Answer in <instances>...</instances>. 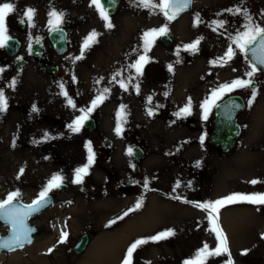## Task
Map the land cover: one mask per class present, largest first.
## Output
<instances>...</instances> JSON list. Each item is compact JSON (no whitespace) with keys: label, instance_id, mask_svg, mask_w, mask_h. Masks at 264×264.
Here are the masks:
<instances>
[{"label":"rangeland","instance_id":"obj_1","mask_svg":"<svg viewBox=\"0 0 264 264\" xmlns=\"http://www.w3.org/2000/svg\"><path fill=\"white\" fill-rule=\"evenodd\" d=\"M4 2L15 4L16 11L6 23L8 35L16 37L20 47L13 56L0 48V68L4 69L0 89L8 98L7 110L0 113V200L18 191L16 200L29 203L56 174L64 177L66 188L49 192L52 205L29 220L37 229L33 241L21 249L2 252L0 264H83L94 249L107 242L112 244V255L94 264H122L134 241L168 229L175 235L141 245L133 254V264H183L194 259L205 243L215 249L217 239L210 230L208 212L184 201L203 203L233 193H264V73L256 72L251 78L255 82L254 99L250 87L224 95L237 93L245 103L237 117L240 133L230 151L219 152L206 142L212 108L204 119L201 105L220 85L249 79L246 72L250 65L230 37L244 31L245 11L264 27V0H192L190 11L171 21L158 9L152 14L132 0H120L115 13L109 15L112 28L105 26L90 0H0ZM26 8L35 9V27L25 23L19 29L16 23ZM230 8L242 11L233 15L225 11ZM52 9L65 14L61 27L66 30L67 47L60 55L54 53L46 38ZM197 16L200 22L193 26ZM127 19L131 26L135 23L134 33L140 35L134 36L138 46L134 44L131 50L120 37ZM219 20L226 21L224 27L213 31V21ZM180 22H185L186 28L181 33ZM164 26L170 43L163 46L157 36L146 53L149 63L144 65L143 74L129 82L136 73L129 66L124 68L125 55L128 64L135 63L145 54L144 33ZM93 30L99 34L97 42L85 50L82 59H75ZM37 40L46 63L57 66L54 75L46 73L43 63L28 54L29 45ZM197 40L196 52L185 50ZM230 45L236 55L224 63L219 58ZM18 57L24 64L15 74L11 65ZM93 66L98 72L88 71ZM103 67L113 76L121 74L114 81L110 74L99 73ZM122 77L127 91L118 83ZM13 80L14 88L9 87ZM60 84L67 97L61 94ZM104 88L109 89L106 98L88 114L95 122L93 130L82 127L78 133L71 132L67 125L83 115L81 109L91 107ZM68 98L75 108L68 105ZM189 98L188 118L192 120L187 127L180 122L184 116L175 113L188 104ZM33 105L37 112L32 111ZM122 106L124 119L118 136L115 128ZM46 132L54 138L45 139ZM89 143L93 164L83 183L75 184V169L87 163ZM137 144L144 156L138 172H133L128 150ZM252 180L258 183H250ZM138 201L141 206L136 208ZM216 223L227 237L233 264H264V205L226 204L219 209ZM6 230L0 224V235ZM62 232L67 236L60 242ZM83 233L89 236L88 245L82 253L73 254L71 247ZM227 260V255L209 257L206 264H226Z\"/></svg>","mask_w":264,"mask_h":264},{"label":"snow or ice","instance_id":"obj_2","mask_svg":"<svg viewBox=\"0 0 264 264\" xmlns=\"http://www.w3.org/2000/svg\"><path fill=\"white\" fill-rule=\"evenodd\" d=\"M108 4L111 5L114 3V0H107ZM135 6L141 7L144 9L149 10L150 13L155 14L156 10L158 9L160 13H162L167 20L171 21L175 19L181 12L185 11L188 7H190L191 0H132ZM90 6H95L96 10L99 13V16L102 20L105 21V26L107 28H112L113 25L110 21V17L108 11L105 6L101 4V0H90ZM16 11L15 4L11 2H4L0 3V48H4L8 45V42L12 39L10 35H8V28H7V18ZM226 12L232 13L233 15L241 13L240 8L235 9H226ZM35 9L26 8L23 17L20 19L21 24H27L29 27H35L34 17H35ZM64 13L58 12L55 9H52L48 13V25L50 32H61V25L63 24L64 20ZM245 19L247 23L244 24V31L238 32L235 37H230L232 39L233 44L236 46L237 49L241 53L252 54V60L250 61V71L246 72V76L249 79H235L231 83H225L220 85L217 89L213 90L212 96L209 99H206L201 107L204 110V119H207L208 113L213 107H221L217 103V101L222 100L226 93H230L237 88H249L253 85V80L251 79L260 68L257 65L264 67V27L259 24H256L251 16L247 15L246 11L244 12ZM200 22L199 17L197 16L196 20L194 21L193 26H197ZM226 21L219 20L213 21L215 27H213V31H216L217 28H223ZM167 33V27H161L159 29H151L146 31L143 36L144 40V55H140L139 58L135 61V63L129 65L130 68L135 69L136 76L129 77V82L143 74L144 65L149 63V58H147L146 53L150 49L151 44L153 43L154 39L157 36H163ZM99 34L93 30L84 40L81 54L80 56L76 57L75 59H82L84 52L86 49L90 48L92 44L97 42V36ZM37 42H39L37 40ZM199 44V40L193 42L192 44L186 45L185 50L196 52L197 45ZM178 54V53H177ZM236 55L233 47L230 45L227 51L225 52L224 57L219 58L224 63L231 60ZM171 65H169V71H171ZM4 71L3 68H0V73ZM121 73L117 72L113 76V80H116V77L119 76ZM75 80V77H73ZM99 83V81H97ZM118 83L120 84L121 88H124L127 91V85L124 80H119ZM9 87H15V80L11 82ZM59 87L61 88V94L67 97V92L64 91V85L60 84ZM138 88L139 86H135ZM109 92L108 88H104L97 97L92 100L91 107L88 109H81L83 115L78 116L72 123L68 124L67 127L73 133H78L81 131V128L84 125V122L88 119V114L93 111L103 100L106 98V94ZM167 95V94H166ZM256 92L255 88L252 91V97L255 98ZM151 102V98L149 97V103ZM67 103L69 106L75 108L76 105L71 98H68ZM252 99L249 100V105H251ZM8 107V98L5 96L3 89H0V113L7 110ZM225 109L230 110L233 107H238L235 105L234 102L229 101L224 105ZM33 112H37L38 109L35 105L32 108ZM123 106L121 107V111L117 113V126L115 128L116 134L119 136L121 134V121L124 119L123 117ZM147 114L149 116L153 115L151 109L148 110ZM177 117L181 116H188L191 115V99L189 98L188 104L180 109L179 112L175 113ZM45 139H53L54 137L49 136L46 132L44 134ZM203 142V137L201 138ZM38 142V141H36ZM88 149V157L87 163L81 167L75 169L73 183L81 184L84 181V177L89 175V169L93 164V151L91 144L86 145ZM128 154L131 155V149L128 150ZM197 167H199V162H197ZM24 169H20V174L22 175ZM19 179V176L17 177ZM64 181V177L56 174L53 175L52 178L48 181L45 188L39 193V198L34 200L31 205L27 206H18L14 203L17 197L20 195L18 191L11 192L8 194L6 199L0 200V219H4L6 222L11 224V235L8 238H0V248L14 250L15 247L23 246L25 243H30V233L31 229L27 228L25 225V220L28 216L32 213L37 212L40 210L41 207L46 206L47 201L49 199V192L54 188H59L62 186ZM252 184L258 183L256 180L250 181ZM191 182H189V186ZM145 187H147V181H145ZM176 187H179V182L177 183ZM175 191V188L173 189ZM179 199V197H175ZM185 203H194L196 207L201 208L208 212L209 222L212 225L210 230L216 234L217 245L215 249H210L209 245L205 243L200 249L197 250L195 254V258L191 260H185L183 264H206L209 257H219L222 255H227L228 260L226 264H233L231 260V254L228 249L227 237L223 234L222 229L219 228L216 221L218 220V212L219 209L226 204L231 203H239V202H246L253 205H264V193H233L224 197L222 199L216 201H208L203 203H195L185 200ZM141 206L140 202L138 201L136 204V208ZM131 211V210H130ZM128 212H125L124 215H127ZM122 218V217H121ZM115 223V221H112ZM175 235V231L173 229H168L158 233L156 236L149 237V238H141L134 241L127 249L125 257L122 261V264H133V254L134 252L143 244H146L150 241L158 242L162 239H167L169 236ZM67 236L66 232L61 233V240L63 242L65 237ZM264 238V237H262ZM51 251V249L49 250ZM242 254H246L242 253Z\"/></svg>","mask_w":264,"mask_h":264},{"label":"water","instance_id":"obj_3","mask_svg":"<svg viewBox=\"0 0 264 264\" xmlns=\"http://www.w3.org/2000/svg\"><path fill=\"white\" fill-rule=\"evenodd\" d=\"M118 1L119 0H114V3L109 5L107 0H101V4L106 7L108 13L110 14V13H113L115 11L117 4H118ZM189 9H190V7H188L185 11L181 12L180 14L185 13ZM16 25L19 29L22 28V26H23V24H21L19 21H17ZM47 40L50 43L51 48L53 49V51L56 54L60 55L66 50V42H67L66 31L62 27H61V32H50L49 31L47 33ZM160 41L162 42V44L164 46H166L169 43L170 38L167 35H163L160 37ZM19 47H20V42L15 37H12V39L8 42V45L3 48V51L6 55L13 56L18 52ZM29 55L31 57L38 59V60L43 59L42 46L39 42H33L30 45ZM244 56L246 57V59L248 60V62L250 64V61L252 60V54L249 52L247 54H244ZM23 64H24L23 58L20 57L17 60H15V62L13 64V68L15 70V73L19 72V70ZM42 67H43V70L50 75H54L56 70H57L56 65H51V64H47V63H44L42 65ZM257 67L260 68V70L257 72L264 73V67H262L260 65H257ZM254 86H255V82L253 83L252 87H250V88H254ZM229 101L234 102V104L238 105V107H233L230 110L225 109L224 105L226 103H228ZM217 103L219 105H221V107H219V108L213 107V118H212V125H211L212 128L206 136V141L210 146L214 147L219 152L225 153V152H228L232 149V147H233V145H234V143H235V141H236V139L240 133V125L237 122V115L244 108V103H243L242 98L237 94L228 95V96L224 97L222 100L218 101ZM94 125H95V122H94L93 118L88 117V119L84 122L83 127L86 129V131H92L94 128ZM130 149L132 152L131 158H132L133 163H134L132 166V170H133V172H138V169H139L138 163L142 159L144 151L142 150V148L139 145H133ZM65 188H66V185L62 184V186L59 187L58 189L63 191ZM48 195H49V199L47 201L46 206L41 207L39 211L32 213L25 220L26 227L32 230L30 233V241L31 242L33 240L34 235L37 234V229L29 223V219L32 218L33 216L39 214L40 212H42L43 210L48 208L50 205H52L53 197L50 194H48ZM38 198H39V196L35 197L29 203H22L18 200H15L14 203L17 204L18 206H27V205H31L33 203V201L38 199ZM0 223L2 225L6 226V228H7L6 232L3 235H0V238L10 237V235H11V224L6 222L4 219H0ZM88 241H89L88 234H86V233L81 234L74 241V243L71 247V252L73 254L82 253L84 251V249L86 248V246L88 245ZM30 243H25V244H23V246L15 247L14 250L20 249V248H22V247H24ZM8 251H12V250L0 248V252H8Z\"/></svg>","mask_w":264,"mask_h":264},{"label":"bare ground","instance_id":"obj_4","mask_svg":"<svg viewBox=\"0 0 264 264\" xmlns=\"http://www.w3.org/2000/svg\"><path fill=\"white\" fill-rule=\"evenodd\" d=\"M132 21V20H131ZM89 23V22H88ZM80 24V23H79ZM86 24V23H85ZM123 24V23H122ZM131 23H130V21H129V19H127L126 21H124V25H123V27L121 26V29L122 30H124L125 32H124V34H123V32H122V34H123V36H120L121 38H123L124 37V45H126V46H128V50H131L133 47H134V44H135V46H138V43H137V41L134 39V36H138V38H140V35L138 34V35H136V33H134L135 31H136V25H135V23H134V26L132 27L131 25H130ZM84 25V24H83ZM121 25V24H120ZM81 26V25H80ZM139 26V25H138ZM178 27H179V29H180V33H181V31H184L186 28H185V22H180V23H178V25H177ZM87 27V26H86ZM185 28V29H184ZM133 30V31H132ZM121 32V31H120ZM83 34V33H82ZM116 36V35H115ZM120 37H119V39H120ZM114 38V37H113ZM112 38V39H113ZM116 38H118L117 36H116ZM116 38H114V39H116ZM136 41V43H133V41ZM107 43V40L105 41V43H103V44H106ZM114 43V42H113ZM102 44V45H103ZM120 44V43H119ZM113 45H115V44H113ZM116 45H117V43H116ZM100 47H102V46H100ZM110 47H111V45H110ZM116 47V46H115ZM113 48H114V46H113ZM101 49V48H100ZM123 49V48H122ZM99 50V49H98ZM102 50V49H101ZM106 50V49H105ZM108 50V49H107ZM112 50V49H111ZM116 50V49H115ZM118 51V50H117ZM102 52H104V50L102 51ZM106 52V51H105ZM104 52V53H105ZM129 52H132V51H129ZM150 52V51H149ZM106 54V53H105ZM126 54V53H125ZM99 55H100V53H99ZM112 55V54H111ZM120 55V54H119ZM107 56H108V54H107ZM126 56H127V54L125 55V60H124V68L125 69H128V66L130 65V64H128V58H127V60H126ZM100 57V56H99ZM108 57H110V54H109V56ZM104 58H106V55H105V57ZM104 58H103V60H104ZM115 59V58H114ZM100 60V59H99ZM106 60V59H105ZM104 63V62H103ZM106 63V62H105ZM98 64V63H97ZM115 65V64H114ZM103 66V65H102ZM87 68V67H86ZM104 68V67H103ZM93 69H94V71H95V73L96 72H98L97 71V69H99V68H96V67H90V69H88V71L90 70V71H93ZM96 69V70H95ZM100 74H105V75H107V68H104L103 70H101L100 69V72H99ZM108 74H110L112 77H113V72H111L110 71V69H109V73ZM104 75V76H105ZM124 75V74H123ZM127 75V74H126ZM125 75V76H126ZM124 77V76H123ZM123 77H122V79H123ZM139 78V77H138ZM124 80V79H123ZM90 81H91V79H90ZM114 87V86H113ZM116 87V86H115ZM115 91V90H114ZM105 103V102H104ZM114 103V102H113ZM100 105V104H99ZM108 107V106H107ZM108 111V110H107ZM152 216V215H151ZM149 217H150V214H149ZM152 218V217H151ZM150 218V219H151ZM140 219H137V221H139ZM141 221H142V219H141ZM143 221H146V220H143ZM148 221H150V220H148ZM147 222V221H146ZM145 222V223H146ZM137 223H139V222H137ZM151 223H153V222H151ZM135 224V223H134ZM139 224H143L142 222L141 223H139ZM147 224V223H146ZM131 225V224H130ZM143 225H145V224H143ZM149 225V224H148ZM147 225V226H148ZM227 225V224H226ZM137 226V225H136ZM141 226V225H140ZM130 227H133V224H132V226H130ZM126 228V227H125ZM134 228H136L135 226H134ZM126 229H129V226H127V228ZM141 229V228H140ZM130 230V229H129ZM132 231V230H131ZM136 231V230H135ZM125 232H127V231H125ZM124 232V233H125ZM120 234L121 233H119V236H120ZM125 234H128V232L127 233H125ZM118 237V236H117ZM122 237L123 236H120V238H121V241H123L122 240ZM124 237H125V235H124ZM115 238V237H114ZM120 238H116V240L115 241H117V239H120ZM113 239V238H112ZM111 239V240H112ZM123 239H126V238H123ZM114 242V241H113ZM119 243V242H118ZM110 243L109 242H107V244L105 245V246H98V248L97 249H94V252L91 254V256L89 257V259L88 260H86L85 262H83V264H94V263H101V262H98L99 261V259H102L103 258V260H105L108 256H109V254H111V251H112V249H113V247H112V244L110 245ZM113 253V252H112ZM112 255V254H111ZM116 255V254H115ZM109 259H110V257H109ZM101 261V260H100Z\"/></svg>","mask_w":264,"mask_h":264},{"label":"flooded vegetation","instance_id":"obj_5","mask_svg":"<svg viewBox=\"0 0 264 264\" xmlns=\"http://www.w3.org/2000/svg\"><path fill=\"white\" fill-rule=\"evenodd\" d=\"M165 35H167L169 38H170V36L168 35V33H166ZM160 37L161 36H158V40H159V42L162 44V42L160 41ZM170 41H171V39H170ZM170 41H169V43H170ZM168 45V44H167ZM166 45V46H167ZM164 46V45H163ZM47 60L45 59V56L43 55V59L41 60V62L42 63H44V62H46ZM212 111H213V108H212ZM188 116H184L181 120H180V122L181 123H184L187 127H189V125H190V121L192 120L191 119V117H189L188 119ZM211 125V124H210ZM210 130H211V127H210ZM204 133V132H203ZM208 133V132H207Z\"/></svg>","mask_w":264,"mask_h":264}]
</instances>
